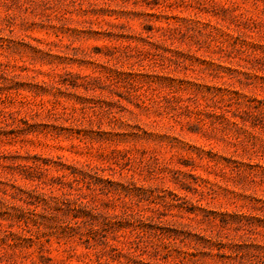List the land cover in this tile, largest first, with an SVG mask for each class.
<instances>
[{"label":"rangeland","instance_id":"1","mask_svg":"<svg viewBox=\"0 0 264 264\" xmlns=\"http://www.w3.org/2000/svg\"><path fill=\"white\" fill-rule=\"evenodd\" d=\"M0 264H264V0H0Z\"/></svg>","mask_w":264,"mask_h":264}]
</instances>
